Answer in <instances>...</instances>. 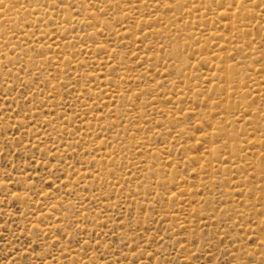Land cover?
I'll return each instance as SVG.
<instances>
[{
    "label": "rangeland",
    "instance_id": "374dc122",
    "mask_svg": "<svg viewBox=\"0 0 264 264\" xmlns=\"http://www.w3.org/2000/svg\"><path fill=\"white\" fill-rule=\"evenodd\" d=\"M0 264H264V0H0Z\"/></svg>",
    "mask_w": 264,
    "mask_h": 264
},
{
    "label": "bare ground",
    "instance_id": "6f19581e",
    "mask_svg": "<svg viewBox=\"0 0 264 264\" xmlns=\"http://www.w3.org/2000/svg\"><path fill=\"white\" fill-rule=\"evenodd\" d=\"M9 8V7H8ZM240 8H242V7H240ZM11 10V9H10ZM236 13V12H235ZM235 15V14H234ZM242 16H243V14H242ZM15 17V16H14ZM237 17V16H236ZM239 17V16H238ZM65 20V19H64ZM65 22H67V21H65ZM69 22V21H68ZM231 24V23H230ZM63 26V25H62ZM64 27V26H63ZM6 38H7V36H5ZM211 38V37H210ZM139 48V47H138ZM39 68V67H38ZM129 113V112H128ZM111 129V128H110ZM166 131V130H165ZM233 135V134H232ZM235 135V134H234ZM232 137V136H231ZM232 140V139H231ZM233 142V141H232ZM123 143V142H122ZM239 145V144H238Z\"/></svg>",
    "mask_w": 264,
    "mask_h": 264
}]
</instances>
